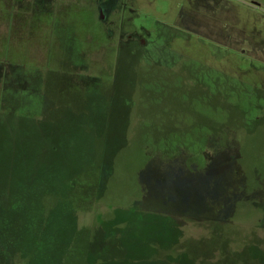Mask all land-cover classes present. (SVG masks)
<instances>
[{"label":"rangeland","instance_id":"obj_1","mask_svg":"<svg viewBox=\"0 0 264 264\" xmlns=\"http://www.w3.org/2000/svg\"><path fill=\"white\" fill-rule=\"evenodd\" d=\"M104 1L0 0V264H264V0Z\"/></svg>","mask_w":264,"mask_h":264},{"label":"flooded vegetation","instance_id":"obj_2","mask_svg":"<svg viewBox=\"0 0 264 264\" xmlns=\"http://www.w3.org/2000/svg\"><path fill=\"white\" fill-rule=\"evenodd\" d=\"M112 1L114 2V1H116V0H108L107 2H109V3H105V1H104L103 3H101V4L99 5V11H100V13H101V11H102V10H101V8H102L101 6L105 5L106 7L109 8V5H110V3H111ZM100 16H101V14H100ZM101 17H102V16H101Z\"/></svg>","mask_w":264,"mask_h":264}]
</instances>
